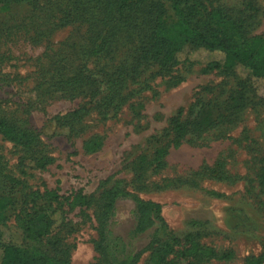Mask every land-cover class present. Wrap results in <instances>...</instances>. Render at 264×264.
Here are the masks:
<instances>
[{"label": "rangeland", "instance_id": "374dc122", "mask_svg": "<svg viewBox=\"0 0 264 264\" xmlns=\"http://www.w3.org/2000/svg\"><path fill=\"white\" fill-rule=\"evenodd\" d=\"M202 1L238 19L249 34L264 36V0ZM100 6L99 0H38L0 12V116L36 134L28 148L0 135V189L11 187L17 193L5 210L3 238L21 242L19 221L25 215L59 209L60 225L50 235L25 240L31 250L53 260L64 257L70 264H112L110 253L116 259L137 255L134 264H149L157 231L134 233V210L141 199L161 205L170 235L182 240L197 234L201 243L233 253L229 260L207 264H243L260 254L264 101L247 91L241 109L173 146L172 118L192 119L200 106L193 105L196 98L224 107L242 75L241 69L204 72L210 60L222 56L189 49L179 53L181 61L168 72L151 76L145 69L126 76L119 94L125 100L117 110L106 114L105 108L89 105L83 82H100L105 73L133 65L139 46L140 33L128 28L114 32L115 44L112 40L109 47L92 52L91 22ZM66 79L72 84L65 85ZM255 83L264 93V81ZM83 104L88 110L74 120L70 133L55 127L54 116ZM95 138L98 148L87 149ZM158 146L166 150L161 169L152 161ZM140 158L143 168L136 172ZM106 189L119 195L104 239L98 217ZM50 191L58 193L57 201L51 200ZM78 193L91 204L71 205ZM174 261L188 264L181 257Z\"/></svg>", "mask_w": 264, "mask_h": 264}, {"label": "trees", "instance_id": "16d2710c", "mask_svg": "<svg viewBox=\"0 0 264 264\" xmlns=\"http://www.w3.org/2000/svg\"><path fill=\"white\" fill-rule=\"evenodd\" d=\"M38 0H0V12H6L13 4H35ZM101 3L99 15L92 20L91 26L95 34L92 52L109 47L114 40V32L130 29L140 33L135 63L124 69L105 73L100 82L86 80L80 87L89 88V105L105 108L106 114L117 110L125 97L119 95L126 76L145 70L155 76L168 72L172 66L180 62L179 53L184 50L204 49L218 53L222 59H212L203 68L204 72L222 70L234 72L241 69L238 76V89L225 100L224 107L215 103H201L199 98L193 105H200L195 116L190 120H181L178 115L172 118L170 130L172 145H179L188 133H200L223 121L230 113L245 106L250 92L260 101H264V93H260L255 81H264V36L249 34L238 19L228 15L221 8H209L202 0H99ZM145 28V32L142 29ZM110 30V32H109ZM112 34V35H111ZM126 34V33H125ZM116 39V37H115ZM115 44V40H114ZM188 60V59H183ZM255 80V81H254ZM65 85L72 81L66 79ZM82 88L80 91H85ZM117 95V96H116ZM91 99H95L94 102ZM88 110L86 104L64 115L54 116L55 127L73 130V122ZM0 135L4 140L16 145L30 147L36 141V134L22 128L0 116ZM100 145L98 139L89 141L86 148L94 150ZM166 153L164 146H158L153 152L155 169L164 165ZM143 158L138 159L133 167L136 172L143 168ZM260 183L264 185V158ZM12 182L19 184L16 180ZM9 182V183H12ZM13 184V183H12ZM0 189V264H70L64 257L58 260L31 250L26 239L32 241L50 235L60 225L59 209L51 212L34 211L25 215L19 221V229L23 234L21 242L5 240L1 226L5 225V210L12 205L17 193L11 187ZM119 193L114 189L102 192V206L99 218V232L102 238L110 233L107 220L114 214V202ZM52 201H57L58 193L49 192ZM71 205L91 204V200L78 193L72 199ZM136 219L134 233L139 234L154 229L156 234L151 240L152 251L149 264H174L176 257L188 260V264H207L214 260H229L233 257L231 251L219 252L199 240L197 234L188 233L182 240L168 233L167 225L162 216V207L152 200L137 199L134 210ZM112 264H134L137 255L124 259H116L114 253ZM243 264H264V251L256 256L248 257Z\"/></svg>", "mask_w": 264, "mask_h": 264}]
</instances>
